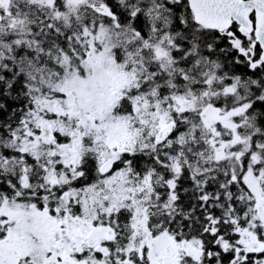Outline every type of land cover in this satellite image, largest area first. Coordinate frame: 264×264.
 Returning a JSON list of instances; mask_svg holds the SVG:
<instances>
[{
    "label": "snow or ice",
    "instance_id": "snow-or-ice-1",
    "mask_svg": "<svg viewBox=\"0 0 264 264\" xmlns=\"http://www.w3.org/2000/svg\"><path fill=\"white\" fill-rule=\"evenodd\" d=\"M0 264H264V0H0Z\"/></svg>",
    "mask_w": 264,
    "mask_h": 264
}]
</instances>
